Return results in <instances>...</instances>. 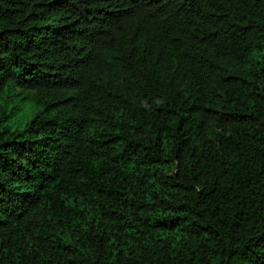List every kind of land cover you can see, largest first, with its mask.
<instances>
[{"label": "trees", "instance_id": "obj_1", "mask_svg": "<svg viewBox=\"0 0 264 264\" xmlns=\"http://www.w3.org/2000/svg\"><path fill=\"white\" fill-rule=\"evenodd\" d=\"M0 264H264V0H0Z\"/></svg>", "mask_w": 264, "mask_h": 264}, {"label": "rangeland", "instance_id": "obj_2", "mask_svg": "<svg viewBox=\"0 0 264 264\" xmlns=\"http://www.w3.org/2000/svg\"><path fill=\"white\" fill-rule=\"evenodd\" d=\"M29 106L28 105H25V109H23L20 113H19V117L22 118V119H27L28 116L31 117V114L29 115Z\"/></svg>", "mask_w": 264, "mask_h": 264}]
</instances>
